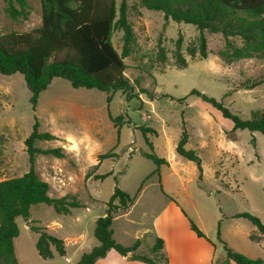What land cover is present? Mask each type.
I'll return each mask as SVG.
<instances>
[{
	"label": "rangeland",
	"instance_id": "374dc122",
	"mask_svg": "<svg viewBox=\"0 0 264 264\" xmlns=\"http://www.w3.org/2000/svg\"><path fill=\"white\" fill-rule=\"evenodd\" d=\"M121 1L116 0L118 8ZM127 2L130 8L137 6V10H129L135 42L131 55L124 59V74L133 86L132 92L108 94L97 89H74L67 80L55 78L41 93L34 111L23 76L0 74V181L29 171L25 140L37 118L39 131L49 132L56 139L39 141L36 146L43 150L62 148L65 157L39 155L36 172L49 184L51 197L75 195L85 206L74 209L71 215H60L52 207L39 204L31 208L28 221L17 218L20 233L14 239V247L18 264H77L85 253L99 245L94 235L96 222L105 216L116 187L134 198L131 212L114 215L115 240L123 246H132L140 239L143 254L150 255L149 240L154 233L149 226L173 202L198 227L203 223L212 240L208 241L222 251L214 217L225 225L237 224L241 230L239 248L264 260V244L257 245L249 239L258 228L247 219L234 217L250 213L264 224V135L234 131L231 120L191 94L197 90L222 101L232 113L248 120L252 112L264 111V84L245 89L264 77V60L226 63L218 56L225 47L223 36L207 31L204 35L208 58H191L186 49L198 47L200 35L193 25L173 21L166 25L163 13L143 8L140 0ZM27 3V20L13 21L6 12V0H0V36L31 32L41 26L40 0ZM164 27L166 58L161 60L157 54L158 38ZM179 34L187 60L184 69L178 68L173 57ZM112 42L121 53L123 32L115 31ZM237 43L240 45L239 40ZM119 116L120 129L113 123ZM183 126L189 135L186 149L195 151L201 159V177L196 164L176 152ZM144 127L157 131V135L147 134L153 150L141 130ZM109 152L117 157L99 160L100 155ZM144 152L169 162L161 168L160 176L154 173L156 165L143 156ZM103 175L106 177L95 178ZM32 225L62 239L66 255L61 256L52 248L54 258L43 259L36 249L39 233L31 230ZM115 257L113 250L108 260L99 264H110Z\"/></svg>",
	"mask_w": 264,
	"mask_h": 264
},
{
	"label": "trees",
	"instance_id": "16d2710c",
	"mask_svg": "<svg viewBox=\"0 0 264 264\" xmlns=\"http://www.w3.org/2000/svg\"><path fill=\"white\" fill-rule=\"evenodd\" d=\"M127 1L122 0L118 8L116 0H40L42 22L39 28L31 32H12L0 36V74L23 76L31 92L30 103L34 111L41 93L49 88L55 78L67 80L74 89H97L108 94L117 91L132 92L133 86L124 74L126 69L124 59L131 55L135 42L133 27L128 20L129 10H137V6L133 5L130 8ZM6 5L10 19L27 20L29 16L27 0H6ZM140 5L147 10L163 13L166 25L169 21L185 23L193 25L199 31L198 47L189 46L186 49L191 58H196L197 55L202 59L208 58L207 39L204 35L207 31L223 36L225 47L218 52V56L226 63L249 59L264 60V0H140ZM117 30L123 32L121 53L112 42L113 34ZM165 30L164 27L158 38L157 54L161 60L166 58L163 46ZM237 40L240 41V45ZM182 44L183 37L179 34L173 53L179 69L187 67ZM261 84H264V77L246 86L245 89L251 90ZM191 94L210 104L224 118L231 120L234 131L249 130L264 135V111L252 112L251 118L244 120L232 113L222 101L197 90H193ZM150 97L152 100L155 99L151 94ZM110 99L108 97V101ZM113 123L120 129L122 117L114 118ZM39 127L40 123L35 118L33 131L25 140L29 171L20 177L0 181V261L3 264H18L14 239L19 236L20 230L16 220L22 217L28 221L33 206L45 204L60 215H71L74 209L85 207L75 195L66 194L59 198L49 195V184L43 181L35 170L37 157L51 155L55 158H64L65 153L62 148L43 150L37 147L36 143L39 141L56 139L49 132H40ZM141 130L150 149L153 150V144L148 141L147 134L157 135V131L147 127ZM188 142V131L183 126L176 152L195 163L201 177L203 173L201 159L195 151L186 149ZM143 156L156 165L154 173L159 176L160 168L169 164L166 159L154 153L144 152ZM116 157V153L109 152L100 155L99 160ZM87 177L90 178L91 174ZM105 177L106 175L95 178ZM133 203V197L116 187L107 204L105 216L96 222L94 235L99 245L85 253L77 264H96L98 259L105 258L111 250L145 264L162 263L161 257L137 253L141 245L140 239L132 246H123L114 238L112 228L114 215L129 210ZM234 217L247 219L264 235V224L258 217L250 213H239ZM189 223L190 229L199 238L207 239L192 220L189 219ZM30 228L39 233L36 249L43 259L54 258L52 248L59 255H66L62 239L49 234L43 227L32 225ZM218 239L226 252V264L230 261L236 264H264L263 259H251L230 248L221 239L220 231ZM252 239L256 238L252 236ZM163 248L164 241L158 238L150 252L155 254Z\"/></svg>",
	"mask_w": 264,
	"mask_h": 264
},
{
	"label": "crops",
	"instance_id": "0c3cea01",
	"mask_svg": "<svg viewBox=\"0 0 264 264\" xmlns=\"http://www.w3.org/2000/svg\"><path fill=\"white\" fill-rule=\"evenodd\" d=\"M132 207L130 208L132 209ZM131 209L127 210V212H131ZM214 219L216 223L215 228L217 227L221 233L222 240L225 241L230 248L244 253V255L251 259L259 258V256L249 254L250 252L239 248L238 240L240 238L241 230L238 229L237 224L228 222L225 225V222H219V218L214 217ZM149 228L151 232L154 233L152 240H149V252L155 244L156 239L161 238L164 241V248L161 251L155 254H151L150 252L152 257H161L160 260H163L161 264H226L227 262L224 248L222 251L216 243H210L207 240L210 239V241H212L209 234L206 232L204 224L202 223L199 228L205 234L207 239L199 238L190 229L189 219L173 202L166 205V207L155 217L153 225L149 226ZM258 232L259 231H257V233L252 231L254 234H251L249 239L257 245L262 243L264 244V235ZM252 236L256 239L253 240ZM219 244L223 246L222 243L219 242ZM142 247L143 245L141 243L137 250L138 254H143ZM111 251L108 252L105 258L98 259L96 264H99L101 261L108 260ZM114 252L116 251L114 250ZM116 254L117 257L113 258L110 264H145L141 261L133 260L130 257H123L117 252ZM228 264L236 263L230 261Z\"/></svg>",
	"mask_w": 264,
	"mask_h": 264
},
{
	"label": "bare ground",
	"instance_id": "6f19581e",
	"mask_svg": "<svg viewBox=\"0 0 264 264\" xmlns=\"http://www.w3.org/2000/svg\"><path fill=\"white\" fill-rule=\"evenodd\" d=\"M75 145H77L76 143H75ZM74 145V148H76V146Z\"/></svg>",
	"mask_w": 264,
	"mask_h": 264
}]
</instances>
